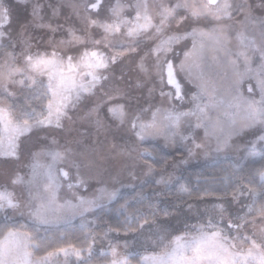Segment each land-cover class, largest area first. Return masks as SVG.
Segmentation results:
<instances>
[{"label": "snow or ice", "instance_id": "obj_1", "mask_svg": "<svg viewBox=\"0 0 264 264\" xmlns=\"http://www.w3.org/2000/svg\"><path fill=\"white\" fill-rule=\"evenodd\" d=\"M21 5L31 17L26 22L16 16ZM62 7L79 26L59 22ZM36 28L47 38L37 40ZM0 52V158L16 165L0 184V264H69L70 257L90 264L93 225L106 224L113 212L125 217V234L149 233L155 247L141 253L113 243L110 234L120 229L108 226L99 237L109 241L100 251L104 264H264V0H0ZM126 56L137 61L136 87L141 80L153 85L146 107H134L131 93L114 82L113 66ZM74 115L98 133L114 127L127 137L111 151L126 160L133 180L141 162L142 177L156 185L178 180L165 158L157 169L149 140L182 145L189 157L214 152L205 183L221 190L205 189L198 198L215 202L198 223L168 232L161 217L192 196L188 187L179 185L177 202L165 207L156 193L126 198L121 189L132 185L119 175L103 179L95 148L56 139L54 131L69 130ZM30 134L38 142L25 154L22 138ZM77 216L86 232L79 244L68 239Z\"/></svg>", "mask_w": 264, "mask_h": 264}, {"label": "rangeland", "instance_id": "obj_2", "mask_svg": "<svg viewBox=\"0 0 264 264\" xmlns=\"http://www.w3.org/2000/svg\"><path fill=\"white\" fill-rule=\"evenodd\" d=\"M13 3L16 2V0H12ZM61 0H51V3L53 5H56L60 3ZM114 2V0H113ZM250 3H255V0H249ZM130 10L126 9L125 14ZM46 12L48 13V16H51V10L46 9ZM60 17L59 22L64 23H76L77 26H79V22L75 20V17L71 16V9L67 7H62L60 9ZM17 19L21 22H26L31 19V17L28 16V13L24 10V6L21 5L16 13ZM66 17H70V19L66 20ZM32 34L36 37V39H40L43 37L44 39L47 38L45 35V30L36 28L33 29ZM57 39H59V34H57ZM36 42L35 40L33 41ZM107 51V49H104ZM3 53L0 52V56H2ZM137 61L130 60L127 56L124 57L121 61L118 62V65H114L113 68L115 69L114 72V82L116 84H119L120 86L126 88L132 95V99L130 103L135 107L138 104L147 106L146 101L149 100L148 96V89L153 87L152 83L150 81L144 82L141 80L142 86L137 88L136 84L138 83L137 80V70L135 68V64ZM123 71L125 75V79L122 81L120 80V72ZM152 102L158 103L159 102V92L157 91L155 93V96L152 98ZM83 112L79 113V115H82ZM74 123L70 125L69 130H55L54 135H56V139L60 141V143H65L69 140H78L79 144L73 143L74 148H80L82 150H91L95 148L100 156L96 158L97 165H101L105 174L103 176V179L108 180L110 178L109 174L112 176L119 175L120 178L125 182V184H131L132 186L124 187L121 189L122 193L125 195H128L129 193L134 192L135 190L142 188L145 190V193H156L154 196V200H157L160 202L161 207L169 206L171 204H174L177 202V196L176 191L178 189L179 181L181 174L185 170H194V169H201L204 167H207L209 165H212L215 159V153L213 152L209 156H205L203 154H197L192 157L188 156L187 150L182 145H165V142L162 137L149 140L145 147H152L158 149L161 153L168 156L169 160L167 161V170L169 172H173L175 175H177L178 180L175 184L169 185L167 187L163 185H156L152 182L150 178H144L142 177L141 168L143 166V162H141V165L134 168L133 171L136 173L137 179L133 180L128 175V167L127 162L124 158L116 156L111 151V145L114 143H125L127 137L124 136L123 133L118 132L114 127L105 133H98L95 126L88 123L87 121L80 120L77 118L76 115H74ZM47 130H40L39 136H43ZM32 135V134H30ZM38 135H32L31 140H27L26 138H22L25 140V143L23 144V152L26 154L27 151L32 148L37 142H38ZM130 135V134H128ZM202 135V132H201ZM123 137V138H122ZM49 139H51V135L49 136ZM243 137H237L236 142L240 143L242 142ZM214 147V145H213ZM187 161L186 163H181V161ZM25 161L22 159L21 163L19 164V167L22 172L27 171V168L24 166ZM173 165H176L177 167H173ZM14 163L11 161H5L2 158H0V184H3L5 181L2 177V173L5 169H11L13 168ZM159 170V169H158ZM89 185L90 186H97L96 179H89ZM147 188V190H146ZM81 194H87L83 189L80 190ZM89 191H91V187L89 188ZM62 195L66 199L71 198V193L67 192V190H63ZM171 195H174L172 198ZM164 196H168L169 198H165ZM215 202V199H209V200H202V201H195L191 200L188 197L185 198L184 202L180 204V207L177 211H175L171 216L168 218L161 217V224L166 227V230L168 232H172L173 230L177 228H183L185 226L184 222H187L188 225H191L193 223H198L201 219V214L204 212L205 208H210L212 203ZM188 204L192 205V208H188ZM86 217L88 220H93L95 217L93 214L88 213L86 214ZM21 223H28L27 220L19 218ZM80 217H76L73 220V225L79 227L80 226ZM98 223L96 222L95 225H93L94 228H96ZM52 230H56L53 228ZM102 236V235H101ZM110 238L113 243L119 242L121 245H123L124 242H127L129 245L130 250H139L141 253L145 249L151 250L155 247L153 244L154 237L151 236L149 233H144L143 235L138 232H128L127 234L120 233L119 236H117L115 233L110 234ZM109 241L108 240H102L97 238V241L94 246V252L99 253L103 249H106L108 246ZM63 260V257L60 258ZM69 264H75V258L70 257L69 258Z\"/></svg>", "mask_w": 264, "mask_h": 264}, {"label": "trees", "instance_id": "obj_3", "mask_svg": "<svg viewBox=\"0 0 264 264\" xmlns=\"http://www.w3.org/2000/svg\"><path fill=\"white\" fill-rule=\"evenodd\" d=\"M149 150H153L154 154L156 155V167L157 169L160 168V165L162 164V160L160 159L161 157L165 158L167 161L169 160L168 156L165 154L161 153L158 149L156 148H150L147 147ZM210 173V165L201 169H194V170H185L181 174L179 184L180 185H186L189 189V191L192 193V196L189 198L191 200L195 201H202V199L198 198V194L204 191L205 189L209 191H215L219 192L221 189L213 184L210 183H205V176ZM204 174V175H200ZM199 177V180H198ZM147 190V188H146ZM145 192V190L142 188H139L135 190L132 193H129L128 195H125L126 198L131 199L136 193L139 192ZM148 195H152L153 193H147ZM172 198L174 195H171ZM165 198H169L168 196H164ZM154 198V197H153ZM209 199H215L214 197H206L203 200H209ZM230 199V197H229ZM133 209H129V213H131ZM104 219L107 221V223H102L100 221H97L98 225L95 228L96 232L98 233V236L100 237L102 233V229L108 226H112L114 228H119L120 233H124V225H125V217L120 215L118 212H113ZM43 231V229H42ZM134 232V231H130ZM84 235H86V232H81L80 227L74 226L69 229L68 231V239L71 240L73 243L79 244L80 241L84 239ZM48 236L50 240L55 244L57 237L59 236V232L57 230H51L48 232ZM78 238V239H77ZM90 264H104L103 257L99 255V253L94 252ZM133 264H135V261H133Z\"/></svg>", "mask_w": 264, "mask_h": 264}]
</instances>
